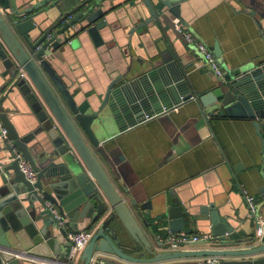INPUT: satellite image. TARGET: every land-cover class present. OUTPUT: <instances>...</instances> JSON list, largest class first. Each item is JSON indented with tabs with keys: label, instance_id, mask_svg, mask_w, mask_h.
I'll return each mask as SVG.
<instances>
[{
	"label": "water",
	"instance_id": "95a60500",
	"mask_svg": "<svg viewBox=\"0 0 264 264\" xmlns=\"http://www.w3.org/2000/svg\"><path fill=\"white\" fill-rule=\"evenodd\" d=\"M68 1L37 0L20 9L15 0H0V264H25L16 256L66 261L70 236L79 233L80 226L90 238L76 264H164L186 258L205 264L202 261L212 257L220 259L218 264H264V240L243 250L157 251L166 245H152L138 223L148 227L145 211L152 208L150 200L130 179L119 148L111 147L121 133L150 119L164 122L191 100L203 119L219 112L252 120L264 145L258 130V120H264V63L230 70L220 63L215 43L209 50L224 69L225 81L214 76L210 90L196 94L185 75L187 64L162 30L166 50L160 51L161 63H151L138 75L112 79L93 107L88 100L78 102L51 59L78 26L101 44L99 31L107 26L109 12L103 8L105 0H75L66 8ZM159 1L162 7L157 8L143 0L150 13L143 25L163 24L204 61L166 16L186 25L180 15L186 0ZM248 5L253 9L248 16L264 17V0ZM185 129L175 128L173 144ZM19 159L32 167L35 182L25 179ZM45 201L54 205L59 219L44 207ZM260 210L264 212V199ZM164 215L170 233L195 224L201 234L212 235L214 240L206 242L215 245L228 242L226 235L234 232L227 217L205 199L172 206Z\"/></svg>",
	"mask_w": 264,
	"mask_h": 264
},
{
	"label": "crops",
	"instance_id": "0c3cea01",
	"mask_svg": "<svg viewBox=\"0 0 264 264\" xmlns=\"http://www.w3.org/2000/svg\"><path fill=\"white\" fill-rule=\"evenodd\" d=\"M35 1L15 0L20 9ZM74 1L69 0L66 8ZM151 1L154 7H162L159 0ZM247 2L251 0L244 3L248 5ZM245 4L236 0H186L180 5L186 25L176 23L169 14L166 16L177 29L190 33L208 48L217 43L220 63L232 70L248 63H264V17L248 16L246 12L253 9ZM103 8L109 14L107 26L99 31L101 44H95L78 26L67 33L65 38L69 43L52 55L53 67L78 102L88 100L96 107L112 79L138 75L151 63L159 65L160 51L166 50L162 30L166 31L167 42L176 55L187 64L185 75L195 93L203 94L215 84L216 78L209 68L163 24L154 21L143 25L150 17L143 0H105ZM260 10H264V5ZM137 25L141 27L136 28ZM169 117L164 122L150 119L130 128L111 146L119 148L129 165L130 179L137 183L145 199L150 200L152 208L145 211L148 227L138 220L146 239L152 245L162 243L159 239L169 232L164 214L170 207L181 203L188 206L197 199H205L227 217L228 224L234 228L233 235H226L229 239L226 243L215 245L202 240L184 246L181 251L249 248L255 226L248 216L243 193L254 196L258 204L264 199V145L252 120L228 118L219 112L203 119L194 100L169 113ZM258 123L264 141V120ZM182 126L186 129L173 144V132ZM79 228L83 230V226ZM148 228L155 232L154 236ZM183 232L201 234L195 224ZM244 239L247 241L243 242ZM162 250L166 248L157 249ZM20 260L25 264L64 262L61 258L46 261L33 256ZM197 262L196 258H186L164 264Z\"/></svg>",
	"mask_w": 264,
	"mask_h": 264
},
{
	"label": "built area",
	"instance_id": "2783aa9c",
	"mask_svg": "<svg viewBox=\"0 0 264 264\" xmlns=\"http://www.w3.org/2000/svg\"><path fill=\"white\" fill-rule=\"evenodd\" d=\"M70 18V17H69ZM185 39L187 42L194 44L200 53L204 56V61H202V65L209 68L210 72L216 76L220 77L222 80L224 79V72L219 66L216 58L213 56L212 52L209 48L202 42L197 41L190 33H185ZM69 43V42H68ZM5 134V131H2V135ZM19 169L24 175L25 179L29 182L33 183L36 179V173L29 165V163L19 159ZM244 200L247 207L248 216L254 222L255 231L253 235V243L254 244H261L264 240V213L257 212V200L254 196L247 195L243 193ZM44 207L52 212L56 218L59 219L58 213L54 205L49 202H44ZM90 233L85 230H81L76 235L70 236V240L72 242V246L69 252L68 259L66 261H62V264H76L80 254L82 253L83 249L87 245L89 241ZM163 244L166 245V250L172 252L181 251L184 246L189 244H195L202 240L205 241H213L214 238L211 234H191L186 232L180 233H170L167 232L165 235L159 239ZM17 258H23L22 256H16ZM51 261V260H50ZM220 261L219 258L213 257L212 259H208L205 261V264H218Z\"/></svg>",
	"mask_w": 264,
	"mask_h": 264
},
{
	"label": "rangeland",
	"instance_id": "374dc122",
	"mask_svg": "<svg viewBox=\"0 0 264 264\" xmlns=\"http://www.w3.org/2000/svg\"><path fill=\"white\" fill-rule=\"evenodd\" d=\"M259 205H260V204H258V203H257V205H256V207H257V210H259Z\"/></svg>",
	"mask_w": 264,
	"mask_h": 264
}]
</instances>
